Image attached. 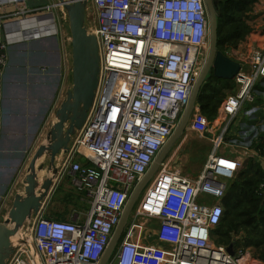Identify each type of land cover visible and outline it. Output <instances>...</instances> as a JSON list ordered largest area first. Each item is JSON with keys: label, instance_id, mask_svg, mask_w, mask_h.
Wrapping results in <instances>:
<instances>
[{"label": "built area", "instance_id": "built-area-1", "mask_svg": "<svg viewBox=\"0 0 264 264\" xmlns=\"http://www.w3.org/2000/svg\"><path fill=\"white\" fill-rule=\"evenodd\" d=\"M29 1L0 2V31L9 19L58 7L30 8ZM85 2L92 17L87 31L98 44V86L62 169L75 193L89 199V209L85 218L74 214L68 220L44 217L41 210L21 229L22 245L7 264L101 263L128 200L176 130L207 60L204 0ZM7 53L0 39V89ZM233 82L235 92L214 125L198 107L191 113L189 129L216 132L202 174L188 178L162 161L106 264H254L247 249L235 244L231 256L213 236L224 214L226 181L241 168L235 156L264 163V114L257 107L258 92L264 99V50L250 55L248 69L241 68ZM230 147L234 152L224 155ZM258 191L264 196V184Z\"/></svg>", "mask_w": 264, "mask_h": 264}, {"label": "water", "instance_id": "water-1", "mask_svg": "<svg viewBox=\"0 0 264 264\" xmlns=\"http://www.w3.org/2000/svg\"><path fill=\"white\" fill-rule=\"evenodd\" d=\"M209 17L210 48L209 56L193 87L190 100L178 128L161 150L144 180L133 191L100 264H106L118 244L129 215L134 208L142 188L150 181L166 152L187 128L191 113L197 106V98L206 78L211 74L220 81H233L240 77L241 65L225 57L217 50V18L221 0H204ZM57 6L64 9L71 37V87L65 92V99L55 112L56 122L47 133L46 145H40L33 154L27 174L22 182L23 195L16 194L6 218L0 223V264H7L22 245L20 231L42 209L53 189V180L59 175L55 166L56 157L66 154L72 137L83 127L87 113L92 106L98 86L99 55L96 38L87 31L85 0H57ZM48 157L47 165L39 163ZM39 163V164H38ZM47 170L52 177L40 183L39 173ZM232 241L228 247L229 255L234 256Z\"/></svg>", "mask_w": 264, "mask_h": 264}, {"label": "rangeland", "instance_id": "rangeland-1", "mask_svg": "<svg viewBox=\"0 0 264 264\" xmlns=\"http://www.w3.org/2000/svg\"><path fill=\"white\" fill-rule=\"evenodd\" d=\"M43 5L46 3L49 5H56L57 0H44ZM51 14L54 17L55 28L56 31V46L59 54V63L57 65H48L45 70L40 72V74H35L36 76H43L45 79L51 76H55L52 82H45L42 84L43 88L53 85L54 94L49 97H45V103L41 105H37L36 115L38 116L43 110L44 121L41 126L40 122L36 124V135L34 137L33 144L31 146V150L28 153V157L32 155L34 149H36L40 145H46V137L47 133L51 129L52 125L56 122L55 112L59 108L60 104L65 99V92L71 87V37L69 32V24L67 15L64 9L60 6L56 7L51 11ZM88 18V17H87ZM92 17L90 16L87 21H89ZM242 20L244 21V26L247 28V32L243 34L240 38H230L224 40L226 34H228V29L222 32L220 35V46L217 48L219 52H221L225 57L233 60L234 62L242 65V68L246 71L248 69V61L250 55L255 52H261L264 50V0H260L254 7H250L246 13L242 15ZM88 25V24H87ZM226 38V37H225ZM209 48H210V31L208 32V46L206 47L207 58L209 56ZM38 52L48 53L49 56H53L54 50L49 48L46 51L38 50ZM43 56V55H42ZM42 56H39L38 59H41ZM46 67V66H44ZM55 67H57V72L55 71ZM211 74L208 76L210 77ZM207 77V78H208ZM206 78V80H207ZM39 82V81H38ZM230 83L226 86V83L219 82L215 79H210L208 81L209 85L204 90L203 101L208 100V98L214 101H220L217 109L224 103V101L229 98L234 89V82L229 81ZM46 87V89H47ZM44 93V92H43ZM40 92H37V99H40ZM257 95V94H256ZM52 96V97H51ZM207 96V97H205ZM29 97V96H28ZM257 107L261 108V112L264 114V99L262 97V93L258 92L257 95ZM48 109V112H47ZM199 114L206 117V119L210 122L211 126L214 125V117L216 116V110H202L200 107L197 108ZM46 113V114H45ZM208 116V114H210ZM55 120V121H54ZM264 121V120H263ZM32 122V121H31ZM35 121L33 120L32 123ZM39 127V130H37ZM178 128V126H177ZM216 137V132L213 133H195L191 129L187 128L181 134V136L174 142V144L169 148L166 152L165 157L162 161L166 162L170 168V170H174L176 173L181 174L182 176L195 179L200 176L204 170L205 163L207 161L208 156L212 153L213 143ZM73 143V138L71 139L70 145ZM231 152H234V148L230 147L225 150L224 155H231ZM65 157L58 156L55 161L56 168H60L64 162ZM39 163H45L47 165L48 158L43 157ZM38 163V164H39ZM246 167V166H245ZM244 167V168H245ZM252 168V169H251ZM246 169V168H245ZM251 169V170H250ZM244 170V169H243ZM242 170H240L241 172ZM45 173H49L47 170ZM262 172L264 173V168L260 167L256 160L253 162H249L248 171L245 174L246 179L256 178L258 181L262 178ZM39 178L41 177V173H39ZM53 176V175H52ZM242 176V175H241ZM65 189L70 190H62L59 196H52L51 199L47 200L45 205L43 206L42 212L44 217H51L57 220H68L72 215L78 214L81 218H85L89 209V199L85 195L77 194L74 192L73 188L70 184L69 176L66 174ZM235 180H227L228 189L225 193V202L229 200H233V196L230 193V186ZM242 182V181H240ZM261 182L257 187L259 188ZM149 182L142 188L138 199L144 196L146 188L148 187ZM256 187V188H257ZM72 192V193H71ZM263 196V195H259ZM137 199V200H138ZM137 203V202H136ZM136 205V204H135ZM2 210L0 211V217L3 216L5 207L2 206ZM1 219V218H0ZM236 220L232 218V216H225V219L222 221L221 229L216 233L213 237L214 242H226L230 240L231 237L234 236H242L243 234L246 236L244 238L246 247L251 248L252 258L257 261V253L256 248L260 243H262L261 247H264V241L260 238L256 239L255 237H251L247 231H243L238 229L235 225ZM27 226V225H26ZM26 229V227L24 228ZM249 231V230H248ZM248 239V241H247ZM250 240V241H249ZM248 242V244H247ZM260 250V249H259ZM264 254V249L261 251Z\"/></svg>", "mask_w": 264, "mask_h": 264}, {"label": "crops", "instance_id": "crops-1", "mask_svg": "<svg viewBox=\"0 0 264 264\" xmlns=\"http://www.w3.org/2000/svg\"><path fill=\"white\" fill-rule=\"evenodd\" d=\"M43 1L30 0L29 7L52 6L47 3L43 5ZM0 2H6V0H0ZM257 3L252 4L250 7H254ZM3 5H6V12L13 11L12 5L5 3ZM53 9L31 14L25 20L18 18L9 19L5 27L0 31L1 41L8 45V61L0 89V211L3 209L2 206L5 207L3 216L0 217V223L6 218L14 196L16 194L23 195L24 185L22 182L27 174L28 164L39 147L34 149L32 155L27 156L37 133L36 124L40 122L39 126H41L44 121V110L37 116L36 106L44 104L45 97H49V94L53 95L55 91L52 83L48 87L46 86L47 89L42 86L45 82H52L56 78L55 76L45 79L43 76L35 75L37 73L40 74L50 64L58 67L59 54L56 46L55 26L52 27L49 24V21L54 19L51 14ZM49 48L54 50L53 56H49L45 52H38V50L46 51ZM39 56H42V58L38 59ZM57 67H55L56 72ZM37 92L41 93L39 100L37 99ZM234 92L235 88L232 95ZM221 106L216 110V114ZM196 107L199 108L198 105ZM33 120L35 121L34 123H32ZM37 130H39V127ZM60 156L63 157L62 154ZM235 158L241 162L240 170L244 169L247 163L249 161L253 162V160H256L259 166L264 168V163L258 158H247L245 155L235 156ZM58 170L59 175L53 180V189L49 199L52 196H59L62 190H67L65 189L66 181L64 179L68 173L62 169V166ZM240 170L236 173L234 179ZM40 178H42L40 179L41 183L43 179L50 177L45 175ZM67 191L70 192V190ZM261 202H264V197ZM253 216L264 217V211L262 213L261 211H255ZM245 237L244 234L242 236H234L231 237L228 243L223 244L229 245L233 240H236L237 243L234 241L236 246L247 249L252 258L251 248L246 247ZM259 249L256 250L258 260L255 261L252 258L254 264H264V254L261 253L264 247Z\"/></svg>", "mask_w": 264, "mask_h": 264}, {"label": "trees", "instance_id": "trees-1", "mask_svg": "<svg viewBox=\"0 0 264 264\" xmlns=\"http://www.w3.org/2000/svg\"><path fill=\"white\" fill-rule=\"evenodd\" d=\"M258 1L260 0H221L219 4L220 13L217 18V48H219L220 46V35H222V32L224 30L228 29V34L225 35L226 38L224 37V40L229 39V37L238 39L247 32V28L244 26L245 24L242 20V15L246 13V11L252 4L257 3ZM210 79L213 80L215 78L212 75L207 78L197 98V105L202 110L211 109V111H214L217 109L218 104L221 103L220 101L213 102V100L210 98L203 101V93L204 90L208 87V81ZM217 81L221 82L220 80ZM222 82L226 83V86L230 83L229 81ZM210 115L211 113L208 114V116ZM260 150L261 154L264 155V144L260 145ZM249 162L245 167L246 169H242V171L237 175V179L239 180H236V182H233L230 186V193L231 196H233V200L225 202V197L222 200L224 214L219 225L214 231V236L221 229V223L223 219H225V216L228 215L230 217L232 216V218L236 220L235 225L238 229L247 231L251 237L253 236L256 239L260 238L264 241V217L253 216L255 211H261V213L264 211V202H261L264 196H259L257 187L259 183L264 181V173L262 172L263 176L258 181L256 180V178L246 179L245 174L248 171ZM228 241L229 240L219 243H228ZM262 243H260L255 250H258L261 247Z\"/></svg>", "mask_w": 264, "mask_h": 264}, {"label": "bare ground", "instance_id": "bare-ground-1", "mask_svg": "<svg viewBox=\"0 0 264 264\" xmlns=\"http://www.w3.org/2000/svg\"><path fill=\"white\" fill-rule=\"evenodd\" d=\"M49 22H50V21H49ZM54 121H55V120H54ZM61 154L63 155V157L65 156L64 153H60L59 155H61ZM59 155H58V156H59ZM58 156L56 157V160H57ZM45 175L48 176V177H52V173H51V172H50V173H47V174H46L44 171L41 172V177H42V176L44 177ZM40 179H42V178H40Z\"/></svg>", "mask_w": 264, "mask_h": 264}]
</instances>
